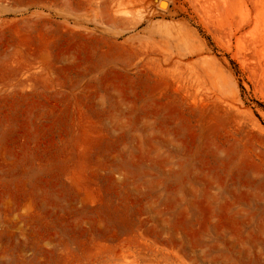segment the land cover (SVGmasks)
<instances>
[{"label": "rangeland", "instance_id": "rangeland-1", "mask_svg": "<svg viewBox=\"0 0 264 264\" xmlns=\"http://www.w3.org/2000/svg\"><path fill=\"white\" fill-rule=\"evenodd\" d=\"M166 1L0 0V264H264V0Z\"/></svg>", "mask_w": 264, "mask_h": 264}, {"label": "bare ground", "instance_id": "bare-ground-1", "mask_svg": "<svg viewBox=\"0 0 264 264\" xmlns=\"http://www.w3.org/2000/svg\"><path fill=\"white\" fill-rule=\"evenodd\" d=\"M167 1L166 0H158V8L160 9H166L167 7ZM161 11H164V10H161Z\"/></svg>", "mask_w": 264, "mask_h": 264}]
</instances>
